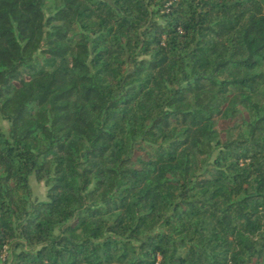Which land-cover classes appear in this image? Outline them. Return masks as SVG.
<instances>
[{"label":"trees","instance_id":"trees-1","mask_svg":"<svg viewBox=\"0 0 264 264\" xmlns=\"http://www.w3.org/2000/svg\"><path fill=\"white\" fill-rule=\"evenodd\" d=\"M0 121V264H264V0H0Z\"/></svg>","mask_w":264,"mask_h":264},{"label":"rangeland","instance_id":"rangeland-1","mask_svg":"<svg viewBox=\"0 0 264 264\" xmlns=\"http://www.w3.org/2000/svg\"><path fill=\"white\" fill-rule=\"evenodd\" d=\"M0 124L4 130L8 128V124L5 121H0ZM30 184L33 190V196L39 200L46 199L47 186L45 182H37L34 176L30 177Z\"/></svg>","mask_w":264,"mask_h":264}]
</instances>
